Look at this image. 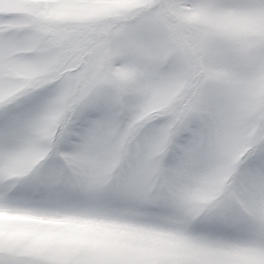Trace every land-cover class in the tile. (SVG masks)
I'll list each match as a JSON object with an SVG mask.
<instances>
[{"label":"snow or ice","instance_id":"obj_1","mask_svg":"<svg viewBox=\"0 0 264 264\" xmlns=\"http://www.w3.org/2000/svg\"><path fill=\"white\" fill-rule=\"evenodd\" d=\"M0 264H264V0H0Z\"/></svg>","mask_w":264,"mask_h":264}]
</instances>
